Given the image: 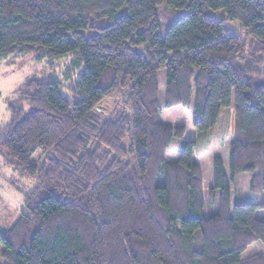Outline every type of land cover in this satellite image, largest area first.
<instances>
[{
	"label": "trees",
	"instance_id": "obj_1",
	"mask_svg": "<svg viewBox=\"0 0 264 264\" xmlns=\"http://www.w3.org/2000/svg\"><path fill=\"white\" fill-rule=\"evenodd\" d=\"M163 3L185 10L164 34ZM30 53L69 62L62 79L27 77L0 126L4 164L35 183L0 232L5 264H264L241 257L264 243L249 197L264 194L263 0H0V61ZM117 94L128 109L103 117ZM178 105L198 133L229 107L228 171L214 156L207 191L196 139L166 158L185 126L160 111Z\"/></svg>",
	"mask_w": 264,
	"mask_h": 264
},
{
	"label": "rangeland",
	"instance_id": "obj_2",
	"mask_svg": "<svg viewBox=\"0 0 264 264\" xmlns=\"http://www.w3.org/2000/svg\"><path fill=\"white\" fill-rule=\"evenodd\" d=\"M264 1V0H263ZM169 9L165 3L158 7V13L162 18L160 32L165 33L169 23L185 13L183 9L172 10L173 15H168ZM216 19L223 18L221 12L211 13ZM225 24L237 32L241 38H245L243 31L238 28L236 22L224 20ZM69 59L65 58L51 66L46 60L38 61L34 53L25 55H11L0 61V126L9 121V112L7 107L10 103H16L15 91L20 87L24 80L29 76H48L54 75L62 79V73L65 71ZM260 73L264 74V68L258 67ZM256 79V78H254ZM159 97L165 85V71L161 69L158 72ZM125 96L121 94L104 100L99 110L103 112V117H113L120 112L126 111L127 104ZM233 103V97H232ZM191 107L174 106L160 111V120L171 124H182L185 126V133L181 139H173L167 148L166 158H176L182 148L183 142L189 139H196L193 149V159L198 163L202 172L203 188L207 189L212 184V158L219 155L223 158L224 165L228 171V153L230 139L226 136L229 118V107H221L218 113L215 125L209 129L198 133L191 124ZM177 154V155H176ZM40 151H36L31 157V162L38 161ZM233 185V184H232ZM35 187L33 180L19 176L14 170L4 164V157L0 153V232L9 230L19 219L24 211V198L31 195ZM236 185L232 186V191ZM250 200L253 202L264 203V194L251 193ZM256 217L264 220V207L256 209ZM264 251V243L254 241L242 252L241 257H248L255 253ZM0 264H5L1 257L0 246Z\"/></svg>",
	"mask_w": 264,
	"mask_h": 264
},
{
	"label": "crops",
	"instance_id": "obj_3",
	"mask_svg": "<svg viewBox=\"0 0 264 264\" xmlns=\"http://www.w3.org/2000/svg\"><path fill=\"white\" fill-rule=\"evenodd\" d=\"M177 155V154H176ZM171 159V158H170ZM173 159V158H172ZM175 159V158H174Z\"/></svg>",
	"mask_w": 264,
	"mask_h": 264
}]
</instances>
